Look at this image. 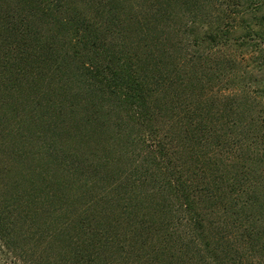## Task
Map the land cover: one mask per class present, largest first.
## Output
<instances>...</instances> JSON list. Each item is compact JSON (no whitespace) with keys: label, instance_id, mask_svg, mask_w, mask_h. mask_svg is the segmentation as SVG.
I'll return each mask as SVG.
<instances>
[{"label":"trees","instance_id":"1","mask_svg":"<svg viewBox=\"0 0 264 264\" xmlns=\"http://www.w3.org/2000/svg\"><path fill=\"white\" fill-rule=\"evenodd\" d=\"M2 90L51 98L32 264H264V0H0Z\"/></svg>","mask_w":264,"mask_h":264},{"label":"rangeland","instance_id":"2","mask_svg":"<svg viewBox=\"0 0 264 264\" xmlns=\"http://www.w3.org/2000/svg\"><path fill=\"white\" fill-rule=\"evenodd\" d=\"M227 91L225 90L224 93H227ZM33 99H37L38 102L41 100L44 105L51 102V98L38 93L32 97L26 95L24 99H15V97H9L4 90L0 91V264H32L33 261L38 259V256L43 254L42 249L47 245L44 235L35 234L36 229H28L21 224L24 222V218L22 220L20 218L25 213L19 214L22 209L29 210L32 219L34 211H36L35 207L43 202L40 198L36 200V196L41 192L39 186L34 182L39 179L31 176V174L36 173L37 168L42 164L34 157L35 146L31 143H37L39 146L46 143H43L42 140L39 143L33 136L29 138L32 139V142H29L22 134V132L29 134L28 130L31 131L34 121L32 115H35L34 110H37L40 116H44L45 108L39 107V105L36 106ZM240 103V101L237 102V104ZM232 114V118L248 117L243 115L239 108ZM67 131L69 134L63 136L60 143L64 147L80 149L79 143L73 139V129L69 128ZM94 142L95 145L98 144L100 149L97 154L110 161L111 157H117L120 152L114 150L112 154L105 151V149L114 145H123L125 139L122 142L113 140L109 135L102 134L101 138ZM81 150L84 152L86 147L82 146ZM177 156L178 154L175 157ZM130 162L131 160H126L120 162V164L125 170H128L130 169ZM177 162H180L178 157ZM116 163L119 165L118 162ZM116 163L113 165H116ZM60 169L61 167L54 169L58 175V177L56 176L57 179L64 177L63 173H67ZM49 175L53 178V172ZM32 179L35 181H32ZM64 181L67 182L66 179ZM47 188L50 189L49 191H53L57 187H44V189Z\"/></svg>","mask_w":264,"mask_h":264}]
</instances>
